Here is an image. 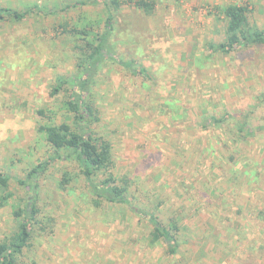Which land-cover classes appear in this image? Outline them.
<instances>
[{"label": "rangeland", "instance_id": "rangeland-1", "mask_svg": "<svg viewBox=\"0 0 264 264\" xmlns=\"http://www.w3.org/2000/svg\"><path fill=\"white\" fill-rule=\"evenodd\" d=\"M76 1L0 0L1 6L48 10L0 22V172L10 176L9 188H0V240L18 225L14 210L29 203L38 213L26 264H264V104L258 102L264 48L226 54L210 47L225 35L214 6L248 4L251 19L264 26V0H157L153 15L124 6L118 27L132 42L117 45L119 56L145 60L154 78L135 77L109 61L93 77L101 116L93 127L112 140L116 171L135 178L132 191L140 202L154 207L163 201L161 219L180 220L175 253L165 242L149 244L150 222L127 209L93 206L76 161H53L38 178L37 191L19 183L53 153L37 130L38 120H46L37 109L59 108L51 86L58 75L77 73V42L57 36L54 27L65 19L84 23V17L102 26L100 4L74 6ZM204 103L215 112H250L257 126L256 136L241 145L246 156L239 158L240 169L250 175L240 182L212 169L203 147L218 148L213 133L171 120L169 112L183 115L187 109L196 120ZM161 105L167 113L157 110ZM66 173L72 180L62 188Z\"/></svg>", "mask_w": 264, "mask_h": 264}, {"label": "trees", "instance_id": "trees-1", "mask_svg": "<svg viewBox=\"0 0 264 264\" xmlns=\"http://www.w3.org/2000/svg\"><path fill=\"white\" fill-rule=\"evenodd\" d=\"M86 4L101 5L102 26L96 27L94 21L84 17V23L79 21L78 24H73L65 19L54 27L57 36L66 34L73 38L75 43L77 42L75 47L80 51V58L76 64L77 73L69 77L60 74L51 86L49 94L60 100L59 108L53 109L47 106L37 109L39 119L46 118L44 122L38 120L37 130L43 134L47 146L53 153L46 161L34 165L27 172L25 179H19V183L37 191L38 178L53 161H76L78 174H81L86 181L93 206L98 208L109 205L120 211L127 209L140 221L150 222L153 226L148 236L149 244L154 246L165 242L169 246V252L175 253L180 244L179 234L183 228L180 220L177 217H172L168 222L161 219L157 211L161 210L163 201H159L154 207L140 202L132 191V188H135V178L116 171L112 140L93 127L101 120L100 109L95 101L93 77L106 62L120 63L135 77L154 78L145 60L143 62L136 58L129 59L123 54L119 56L117 45L119 43L129 45L132 41H129V37L124 38L123 30H119L118 25L124 6H134L146 15H153L157 10L158 2L157 0H77L74 6ZM71 5L67 4L64 8ZM214 9L217 18L225 23L224 39L220 42H212L210 45L214 52L242 53L252 52L256 47L264 48V26L251 19V8L248 4L229 2L216 5ZM36 11L46 13L48 10L46 6L42 7L38 4L29 6L25 10L0 5V22L10 19L19 22ZM136 53L142 55L140 49H137ZM146 96L151 98L150 90ZM258 102L264 104V92L258 97ZM59 110H63L64 114L61 121L57 119ZM157 110L160 113H167L163 105ZM169 114L173 124L178 127L181 124L185 126L184 122L191 121L199 133L211 132L217 137L218 148L213 144L210 147L205 145L203 148L206 151L205 155L211 157L212 169L222 170L219 175L226 176L230 182H240L242 175L246 174V177L250 175L246 169H240L239 165L241 161L239 158L246 156L241 145L248 143L257 134V126L251 124L249 120L250 112L243 110L237 113L229 110L215 112L204 103L198 110L196 120L192 119L188 109L183 115L177 111ZM209 148H212V151H209ZM247 165L245 161L241 164V166ZM251 173L255 174L257 170ZM71 175L73 176L72 173ZM9 179V175L0 172L2 191L9 188ZM71 180L69 173H66L60 183L61 187L66 188ZM10 196H12L11 192L1 198L5 201ZM37 213V208L29 203L19 205L14 210L18 225L0 240V264H26L24 256L31 245L33 220Z\"/></svg>", "mask_w": 264, "mask_h": 264}]
</instances>
